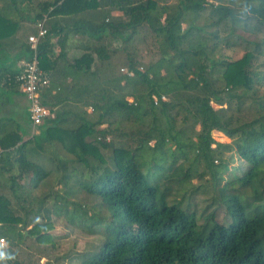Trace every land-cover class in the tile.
I'll use <instances>...</instances> for the list:
<instances>
[{
    "label": "trees",
    "instance_id": "obj_1",
    "mask_svg": "<svg viewBox=\"0 0 264 264\" xmlns=\"http://www.w3.org/2000/svg\"><path fill=\"white\" fill-rule=\"evenodd\" d=\"M97 8H105L107 15L97 24L84 23L74 29L61 25L67 16ZM115 10L122 15L111 16ZM205 11L209 27L195 23ZM188 14L192 17L186 19ZM53 19L54 34L69 31L82 36L85 44L81 47L94 53L96 61L85 53L73 63L67 61L68 68H61H72V84L61 87L53 98L66 108L57 112L49 107L47 118L51 119L37 133L24 135L14 117L0 115V177L8 174L6 184L0 182V238L9 244L0 248L6 253L5 264H21L13 248L25 238L18 225L27 224L32 212L22 205L30 193L20 190L28 185L38 188L52 172L49 163L61 173L60 183L79 182L80 189L99 198L109 212L108 220L95 215L105 240L95 253L78 254L81 264H264V100L253 98L256 89L246 95L255 82L264 81V74L252 72L250 64L254 52L260 53V44L254 43V51L246 48L237 60L223 57L220 51L223 45L237 42L233 39L240 38L239 30L264 28V0H178L174 4L160 0H0V95L20 93V61L32 57L27 40L16 52L10 48L13 39L20 40L16 32L23 23L35 25L37 32L36 23L45 22L47 33L38 40L37 56L48 76V70L67 56L69 48L61 37L51 42ZM141 28L152 33L159 56L144 71L130 60L127 72L118 74L112 58L127 46H111L107 38L126 37L124 43H128ZM54 44L59 52L51 58ZM9 51L14 53L11 60ZM232 66L238 67L242 77L228 83L225 73ZM101 77L103 84L97 81ZM113 83L116 88L109 86ZM73 89L76 96L69 103L63 93ZM250 97L254 100L249 108L258 114L241 121L238 114ZM70 111L80 114L79 126L59 127V116ZM82 131L103 146L109 144L98 136L125 138L131 145L110 144L112 163L108 165L84 144ZM214 131L231 142L217 141ZM231 148L248 168L221 185L223 154ZM65 155L87 165V174L70 170V163L61 158ZM90 157L99 164H92ZM217 158L219 165L214 164ZM200 164L204 166L201 172ZM206 172L215 187L220 185L224 222L210 213L199 223L196 211L169 199L173 181L185 192L193 178L201 179ZM24 178L28 185L21 182ZM3 185L8 192H2ZM71 193L56 192L54 208L69 211L70 204L74 205L70 210L77 208L79 204L69 200ZM87 214L84 209L83 215ZM45 237L39 234L36 239Z\"/></svg>",
    "mask_w": 264,
    "mask_h": 264
},
{
    "label": "rangeland",
    "instance_id": "obj_2",
    "mask_svg": "<svg viewBox=\"0 0 264 264\" xmlns=\"http://www.w3.org/2000/svg\"><path fill=\"white\" fill-rule=\"evenodd\" d=\"M160 1L174 4L178 0ZM207 1H209V3L215 2V0ZM206 13L207 11L201 13L195 23L203 25L204 27H209L210 21L206 18ZM189 17L192 16L188 14L186 19ZM183 26H185V24ZM238 34L240 38L233 39L237 40L234 45L231 47L223 45V47H221V55L230 60H237L243 55L246 48L254 51V43H259L260 53L254 52L255 57L251 60L250 64L252 72L263 75L264 28L259 31L239 30ZM125 38L120 36L107 38V43L109 42L111 46L117 48H121V46L124 45L127 46L126 50L115 53L112 58L113 66L116 67V72L118 74H124L126 68L129 67L130 60H133L137 64L136 67L144 71L147 66L158 58V43L148 29L141 28L140 33L128 43H124ZM14 41L15 40H12L10 42V48H12L11 51L16 52L19 48V44H16ZM7 53V55H10V51ZM90 54H92L93 59L96 61L95 54L92 52H90ZM0 55H2L1 52ZM4 55H6V53H4ZM95 61L92 66L93 68L95 67ZM122 68L123 70H121ZM225 76L228 83L238 82L242 77L237 66L230 67L225 73ZM102 80L103 77L97 79L98 83H102ZM109 86L111 88H116V84L114 83L109 84ZM255 89L256 93L253 98L257 101L264 100V81L261 83L255 82L253 89L248 91L246 95L250 96ZM254 99L250 97L247 100L243 113L238 114L241 121L249 120L258 114L257 111H253V107L249 108V104H251ZM129 100H131V98H129ZM9 102L12 103L11 106ZM27 106L28 102H26L24 97L20 94L16 96L0 95V115L8 116L10 114V117H14L19 122L20 130L24 135L30 130V119L26 111ZM213 106L218 108L216 104H213ZM82 132L85 134L83 135L84 144L87 145L88 149L93 153L101 155L104 162L108 165L112 163V145L109 146L110 144L117 147L125 144L127 146L131 145V141L128 139L124 138L123 141L122 138L112 137L110 143L106 141L109 145L106 144V146H103L93 138L86 136L84 131ZM220 135L221 134L217 131L213 132V136L217 141L231 142L230 139H226ZM71 137L72 135H69L67 139L70 141ZM62 151L63 150L60 148V155H63ZM223 157L224 162L221 169H219L220 175L224 178L223 181L220 182L221 185L225 182V179H235L241 176L248 168V164L238 157L234 148H231L230 151L225 150ZM61 158L67 160V163H70V170L76 168V172L79 173L82 171L87 174L89 167L84 163H77L72 159L71 155L61 156ZM89 159L92 164H99L97 159L91 157ZM214 164H220L219 158H217V161L216 159L214 160ZM49 165L52 172L46 180L41 182L38 188H31L28 185L27 178L21 181L25 182V185H28V187L20 191L23 193H30V197L27 198L28 200L22 205L26 208V211L31 209L32 212L26 219L27 224L18 225L19 229L24 230L25 238L15 244L13 249L18 254L17 259L21 264H81L78 254L95 253L105 240V234L102 232L103 226L95 223V215L96 218L100 215L101 217H105V220H108L109 212L102 206L99 198L87 194L83 189H80L79 182L69 181L66 186L60 183L58 180L61 177V173L59 171L57 172L56 169H52L54 166L53 164L49 163ZM151 169L154 170L153 168ZM202 170H204V166L200 164L199 172ZM6 177H8V174L0 177V182L6 184ZM3 187L2 192H8L6 185H3ZM172 188L173 190L169 196V199H171L170 201H180L183 207H189L191 210L196 211L199 223L204 222L205 217L210 213L215 214L214 217L216 221L224 222L226 218V207L218 196L220 185L217 187L214 186L213 179L209 172H206L201 179H199L198 176L193 178L190 185L186 187L185 192L177 189L176 181L172 182ZM67 190L72 191L71 195L68 196L70 197V202H76L79 206L70 210V208L74 207L73 204H70L69 211L59 206L54 208V196L56 192L66 194ZM42 199L43 204L40 203ZM15 202L16 200H14V205L17 208L18 214L22 215L24 211L19 210V206ZM84 209H87V215H83ZM91 214H93V218L88 217ZM47 220L48 224L46 223ZM36 223L43 224V226L33 227ZM45 223L47 224L46 226L44 225ZM28 230H31L33 235L32 233L29 234ZM39 234H45V239L42 241L37 240L36 237ZM8 246L9 244L7 242L6 247ZM1 262L5 264V259Z\"/></svg>",
    "mask_w": 264,
    "mask_h": 264
},
{
    "label": "crops",
    "instance_id": "obj_3",
    "mask_svg": "<svg viewBox=\"0 0 264 264\" xmlns=\"http://www.w3.org/2000/svg\"><path fill=\"white\" fill-rule=\"evenodd\" d=\"M121 15H122V12H120L118 10L111 11V16H121ZM106 18H107V15L105 13V8L104 9H102V8L89 9L88 11H84L83 13L75 14L74 16H67V17H65V19L64 18L61 19V25L65 26L66 28H69V29L70 28L74 29V28H77V26H79L80 24H84V23L97 24ZM54 26H55V19L52 20L51 26L49 27L50 32H52V36L54 34V31H53ZM35 32H36L35 25L25 22L22 24V26L19 27V30L16 32V35L20 37V40L17 38H15L13 40H15L17 42L16 44H20L22 42L26 43L28 36L31 34H35ZM67 33H68V35H67ZM58 37H61L65 41V44L69 48L68 49L69 51L67 53V56L64 57L63 60L59 61V63L56 62L57 64H56L55 68L48 70L49 76H50V84H49V87L43 91L42 97L45 101L44 103H45L46 107H48V108L50 107L54 111L56 110L57 112H61V111H64L66 106L64 107V109L61 108L60 105L62 104V102H58L53 97L57 94L58 91L59 92L61 91V87L63 88V86L66 84H68V85L72 84V81H71L72 76L70 75V73H71L70 71H72L71 70L72 68H70V70H68V71L63 70L61 68H63V67L68 68L70 66L68 64V62L73 63V61L75 59L79 58L82 54L90 53V52L84 50L83 46L81 47V45L84 43L83 42L84 38L82 36H79L78 34L72 35L69 31L68 32L63 31V32L55 33L54 37L51 38V42L54 43ZM55 45H56V47H55ZM54 47L55 48H53V53L51 54V58L57 56L58 52H59L58 44H54ZM13 54L14 53H12L11 55L8 56L9 60L12 59ZM17 66L19 67V62H18ZM19 94L24 97V95L21 92ZM19 94H17V95H19ZM67 95L71 99L66 98ZM12 96H16V95H12ZM63 96L67 100H70L69 103H72L74 101L73 98L76 96L75 89L64 92ZM24 99L26 100L25 97H24ZM67 100H65V101H67ZM26 102H28V101L26 100ZM11 104L12 103H10V106H11ZM72 109H75V108H72ZM26 111L28 114V106L26 107ZM89 111H90V109H89ZM74 112L73 111L65 112L64 114L60 115L59 116V120H60L59 127L63 128V129H67V128L72 129V128H76L77 126H79L80 121H79V118L77 116H80V114L75 115ZM53 114H55V113L53 112ZM28 118H29V114H28ZM49 119H51V118L45 119V121L43 123L44 126H45V123ZM29 129L30 130L27 132V135H28V133H30V134L32 133L31 121H30Z\"/></svg>",
    "mask_w": 264,
    "mask_h": 264
},
{
    "label": "built area",
    "instance_id": "obj_4",
    "mask_svg": "<svg viewBox=\"0 0 264 264\" xmlns=\"http://www.w3.org/2000/svg\"><path fill=\"white\" fill-rule=\"evenodd\" d=\"M37 32L31 34L27 38L29 48L32 52L31 58L22 59L20 61V73L17 76L19 82L20 92L24 95L28 101V114L31 121L32 132L37 133L38 127L41 126L45 119L51 115L50 109L42 103V93L49 87L50 80L48 74L39 66V60L37 56V43L40 38L45 36L47 29L45 27L44 20L36 23ZM123 70V68L121 69ZM125 72H127L125 70ZM163 100L164 96L161 97ZM154 101L157 102V98L154 97ZM98 140H105L109 142L110 136L97 137ZM7 245V241L4 237L0 238V247L4 248Z\"/></svg>",
    "mask_w": 264,
    "mask_h": 264
},
{
    "label": "clouds",
    "instance_id": "obj_5",
    "mask_svg": "<svg viewBox=\"0 0 264 264\" xmlns=\"http://www.w3.org/2000/svg\"><path fill=\"white\" fill-rule=\"evenodd\" d=\"M5 257H6V253L2 249H0V260L5 259Z\"/></svg>",
    "mask_w": 264,
    "mask_h": 264
}]
</instances>
